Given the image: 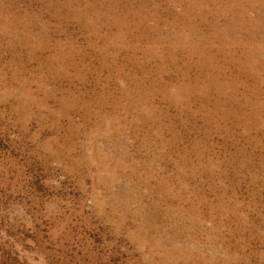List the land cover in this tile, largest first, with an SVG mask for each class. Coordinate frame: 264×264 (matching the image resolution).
Returning <instances> with one entry per match:
<instances>
[{
    "label": "rangeland",
    "instance_id": "rangeland-1",
    "mask_svg": "<svg viewBox=\"0 0 264 264\" xmlns=\"http://www.w3.org/2000/svg\"><path fill=\"white\" fill-rule=\"evenodd\" d=\"M262 3L0 0V264H264Z\"/></svg>",
    "mask_w": 264,
    "mask_h": 264
},
{
    "label": "bare ground",
    "instance_id": "bare-ground-1",
    "mask_svg": "<svg viewBox=\"0 0 264 264\" xmlns=\"http://www.w3.org/2000/svg\"><path fill=\"white\" fill-rule=\"evenodd\" d=\"M111 1V0H110ZM200 1V0H199ZM256 0H230L231 2V11L234 13V14H237V15H240V12L242 11V9L239 8L240 5H243L244 3H252V2H255ZM260 1V5L259 6H262V0H259ZM252 6V5H251ZM189 8V7H188ZM258 8V7H257ZM260 9V8H259ZM262 9V8H261ZM100 10V9H99ZM264 10V9H263ZM200 11V10H199ZM198 11V12H199ZM255 11V10H254ZM259 11V10H258ZM257 11V12H258ZM262 12V11H261ZM227 13V12H226ZM263 14V12H262ZM202 15V14H201ZM206 15V14H205ZM187 16V15H186ZM262 17V16H261ZM260 17V18H261ZM260 25V24H259ZM258 27V26H257ZM255 28V27H254ZM228 33V32H227ZM264 33V32H263ZM263 36V35H262ZM249 37V36H248ZM262 38V37H261ZM244 45V43H243ZM248 48V47H247Z\"/></svg>",
    "mask_w": 264,
    "mask_h": 264
}]
</instances>
